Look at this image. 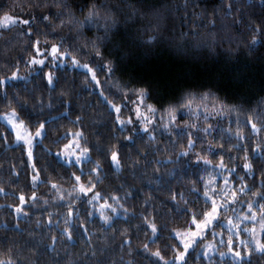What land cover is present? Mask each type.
Returning a JSON list of instances; mask_svg holds the SVG:
<instances>
[{"label":"trees","instance_id":"obj_1","mask_svg":"<svg viewBox=\"0 0 264 264\" xmlns=\"http://www.w3.org/2000/svg\"><path fill=\"white\" fill-rule=\"evenodd\" d=\"M153 2L163 5L159 8L162 15L159 31L163 39L149 45L145 38L153 34L151 31L144 32L138 24L123 23L132 8L149 11L140 0H107L109 7L118 5L114 12L120 22L119 29L109 33L101 45L103 59L111 61L116 68L111 77L99 70L100 59L91 55L90 47L84 52L76 50L85 45L88 38H94L95 29H85L82 34L68 27L56 29L66 36V46H75L70 49L72 54L81 63H88L96 69L100 80L98 87H93L94 82L86 70L68 66L70 60L68 65L43 67V72L52 71L59 77L53 85H48L40 74V66L33 71L25 63V59L34 54L29 47V36L20 34L17 28L0 31V78L11 76L17 70V64L20 77L30 73L27 81L9 79L6 84H0V113L15 109L30 131L35 132L41 122L47 129V134L35 144L33 156L29 159L24 145L16 143L14 131L0 119V260L11 257L20 264H157L158 258L152 255L157 249L165 259L174 258L178 251H184L179 238L170 235V231L183 232L191 217L187 212L178 211L176 205L183 208L187 200V207L192 210L210 207L202 196L203 182L197 177L208 179L213 168L205 170L187 166L183 157H177L176 153L187 147L188 139L186 133L177 129H173L170 136L160 127L150 128L155 136V139H150L148 135L134 133L132 125L123 131L116 128L112 110L104 96L99 94L103 89L108 100L120 103V97L115 95L117 88L113 81L116 80L131 81L129 87H150L152 95L147 102L158 107L187 88H211L226 105H238L237 110L229 112L225 109L224 116L217 118L209 102L207 119L201 108L202 114L198 117L178 114L176 124L184 127L185 122L197 123L200 128L213 125L210 134L199 132L202 140L193 135L196 143L192 149V160L195 161L198 153L207 156L215 165L223 155L225 165L229 169L235 165L236 175L243 176L244 182L251 186V190H246L241 196L247 195L249 201L256 197L255 193L264 191V43L257 42L250 48L255 29L247 26L251 22L264 27V0ZM23 3L24 0H0V12ZM229 3L232 11L225 15V7ZM185 4L187 7L182 6ZM71 6L74 10L77 8L76 4ZM186 13L188 27H197L199 32L198 36L189 32L187 42L180 37V33L186 31L182 24ZM76 15L82 17L83 13L76 11ZM151 18V15L147 17ZM51 19L58 24L55 18ZM209 19H215L217 25L211 32L210 25L206 23ZM191 21L201 23L193 25ZM38 27L47 31L42 23H38ZM211 33H215L217 42L210 45ZM37 35L44 40L43 35ZM58 39V36L48 37L49 42ZM198 41L203 43L197 46ZM5 91L7 97L3 95ZM129 115L128 108L122 109V118ZM76 117L80 120L73 123ZM249 118L250 122H246ZM157 123L162 124L160 121ZM252 123L258 126V131H251ZM78 129L83 130L85 139L81 144L89 149L90 159L80 165L75 162L69 164L56 153L72 137L58 141L57 137ZM188 131L196 132L191 128ZM237 133L243 138L240 139ZM126 137H133L134 142L126 140ZM209 145L213 150L223 146L224 152L213 154L208 150ZM254 148L257 150L253 151ZM246 150L251 170L242 167ZM112 151L118 153L119 168L110 162ZM97 161L102 179L97 183L96 191L118 197L115 201L111 198L108 201L119 210V213H113L109 209L104 214L112 218L108 223L101 220L97 208V203H103V200L89 204L87 200L77 198L73 191L75 180L71 173L81 175L78 169L82 167L85 174L81 176V182H86L89 176L95 178L89 169L97 167ZM246 171L251 174L246 175ZM33 176H37L36 183ZM51 182L56 184L55 188ZM234 183L241 184L238 179ZM192 188H198L199 194L190 191ZM173 192H182L184 198L177 195L173 202ZM33 193L36 194L34 199ZM21 194L27 206L17 214L15 206L20 204ZM229 211L224 210L221 218H227ZM145 219L157 225L158 238L149 239L153 237L151 229L141 226ZM65 228L72 232L71 240L62 233ZM214 228L222 227L215 224L186 253V264H233L231 258L218 255L206 258L200 254L199 248L211 238ZM244 261L246 264L249 261L250 264H264V254L251 245Z\"/></svg>","mask_w":264,"mask_h":264},{"label":"snow or ice","instance_id":"obj_2","mask_svg":"<svg viewBox=\"0 0 264 264\" xmlns=\"http://www.w3.org/2000/svg\"><path fill=\"white\" fill-rule=\"evenodd\" d=\"M140 3L144 5L148 12H141L137 8H132L130 14H128L125 18L124 24L132 23L138 24L139 27L144 32L151 31L153 34L147 35L145 38V43L151 45L158 40L163 39L160 33L161 27V19L162 15L159 11V8L163 7L162 4L158 5L153 2V0H140ZM71 4H76L77 8L74 10ZM183 7H187V5H182ZM131 7V5H129ZM118 5H113L109 7L107 0H92L89 3V0H24L22 5H13L9 11L0 12V31H7L13 28H17L20 34L29 36V47L34 52L33 55L25 59V63L32 67L34 71L36 66H40V74L45 78L48 85H53L56 80L59 79L56 76L55 72H43V67L47 66L49 68L56 67L57 65L64 66L68 65V61H71V64L68 65L73 68H82L86 70L87 74H90L91 81L94 82L93 87H98L100 85V80L97 77L96 69L91 67L88 63H81L77 56L72 54L70 50L74 45L66 46L64 41L66 36L61 32L56 31V29L68 27L70 30H75L77 34H82L85 29L88 31L96 30V35L94 38H88L87 43L81 47H78L76 50L80 52L87 51L88 48H91V55L94 58H99L100 63L97 65L100 71H105V75L107 77H111L112 74L116 71L115 65L109 61L103 59V52L101 45L108 39L109 33L113 30H118L120 27V22L117 20L115 16L114 9H117ZM40 9H44V11H40ZM17 10L19 14H17ZM76 11L83 13V16H77ZM215 11V8H214ZM232 11V5L229 3L225 7V15L230 14ZM197 16L203 15V13H194ZM151 15V19H147V17ZM188 14H185V20L182 21L183 27L186 31L180 33V37L182 40L187 42L188 33L191 32L194 35L198 36V28L197 27H188L187 23ZM51 18H55L58 21V24H54ZM155 21V22H154ZM38 23H42L46 26L47 31H44L38 27ZM193 25H198L201 23L200 21H191ZM208 25H210L211 29L216 28V20L209 19L206 21ZM233 24H237V21H233ZM264 24V21H262ZM249 28L255 29V34L252 35L251 41L249 43V47H253L257 42L264 43V27L259 24H253L251 22L247 25ZM44 36V40L42 41L40 35ZM99 33H103L100 35ZM49 36H58L59 39L55 42H49ZM216 35L215 33H211V40L209 44H215ZM203 41H198L197 46H200ZM41 44L44 46L41 47ZM63 49V50H62ZM50 61V63H49ZM29 74H26L23 77L19 75V66L17 64V70L11 73V76H5L0 78V84H6L9 79L18 80L23 79L25 81L28 80ZM117 91L115 95L120 97V103H114L112 100H108L107 96L104 95L103 89L100 90V95L104 96V99L112 110V114L114 115V125L120 131L125 130L126 126L132 125V131L134 133H139L140 135H148L150 139H155V136L151 133V128L160 127L162 132H167L171 136L172 130L177 129L180 133H186L188 135L187 139V147L182 148L179 152L176 153L177 157L184 158V164L187 166L194 167H203L205 170L209 167L215 169L218 174L223 172H227V175H221V179L223 180V184L217 188V184L219 180L217 176H212L209 173L210 179H204L203 176H198L197 178L203 182L204 191L203 198L205 200V204H210V207L205 209L196 210L189 209L187 207L188 201L185 200V206L181 208L178 204L176 205V209L178 211L187 212L190 214V220L187 221L188 227L183 231V235L180 230H171L170 235H173L174 238H179L178 242L182 244L184 251H178V254L174 258L165 259L164 256L161 255L159 249L152 253L157 259V264L160 261H163V264H178V262H183L186 264L185 255L188 252L189 248L194 244L199 242L200 238H203L209 231L212 230L215 224H220L222 228L227 227L229 232L232 230H236V234L239 235L240 228L237 225L233 224L232 218L229 217L225 222L221 218V213L228 207H231L237 203H244L239 201L238 197L240 194L244 193L246 190L250 191L251 186L244 182L243 176L236 175L235 168L233 165L231 169L227 167L224 163L223 155L220 156L219 162L217 164H213V162L208 159L207 156H202L200 154L195 155V161L192 160V149L195 148L196 141L192 138L193 135L196 136V139L202 140L203 137L199 135V132H204L210 134V129L213 125H208L207 127L200 128L197 123H188L185 122L184 127H179L176 124L177 115L182 113L184 115H190L194 117L200 116L202 113L199 109L203 108L204 118L207 119L209 112V102H211L212 110L216 111L217 118L224 116L225 109L229 112L235 111L238 108V105H226L223 100H221L211 88L198 90L194 88H187L182 90L179 96L170 100L168 103H161L159 107L156 104L148 103L147 99L150 95H152L150 91V87H137L133 85L129 87L128 85L131 81H113ZM5 97H7V91L3 93ZM129 97L132 99L130 100ZM68 103H71L68 101ZM128 108L131 115L127 118L121 117L122 109ZM10 115L14 117L16 120H19V116L16 113L15 109H12ZM80 117H76L73 120V123H78ZM251 118L248 121L250 122ZM157 121L162 122V124H158ZM143 125V129H140V125ZM19 125L23 126L24 121L19 120ZM13 127L16 128L17 125L13 122ZM195 129L196 132H190L188 129ZM251 131H258V126L255 123L251 124ZM47 134V129L45 128V124L43 122L40 123V126L36 128L34 136H21L19 132V128H17V139L23 140L25 144H32L35 138H41L42 136ZM239 136V133H237ZM67 136H71V139L67 140V143L64 144L56 155L62 157L66 163L71 164L72 161L75 162L76 165L82 164V162L90 159L89 149L87 147L81 146V140L85 139L83 130L71 131L69 130L67 133L62 134V137H57V141L60 138H64ZM242 139V136H239ZM126 140L130 142H134L133 137H126ZM101 147V146H97ZM234 147V146H230ZM68 150V151H65ZM208 150L215 154L216 151L221 153L224 152L223 146L213 150L212 146L209 145ZM257 149L254 148L253 151ZM231 155V153H228ZM29 159L32 157L31 148L28 150ZM171 159V158H169ZM110 162L113 165L119 167V159L117 151L111 152ZM202 162V165H201ZM97 167L90 168L89 172L95 174V178L89 176L86 182H81V176L84 175L83 168H79L81 175H76L75 172L71 173V177L75 180V186L73 191L76 193L77 198H82V200H87L89 204H96L98 201L103 200L102 204H99L100 210V218L105 223L111 221V217L105 216L103 214L105 209H110L113 213L116 212V208H113L112 204L108 201L111 198L113 201L117 200L118 197L112 195L111 197L103 195L101 192L96 191L97 183L102 179L101 176V168L99 162H96ZM35 167V165H33ZM243 169L251 170L252 165L248 162L247 159V150L245 154V162L242 165ZM246 175L251 174L250 171L245 172ZM33 182H37V176L32 177ZM240 180L241 184L236 185L234 183L235 180ZM53 188L56 187L54 182H51ZM190 191H196L199 194L198 188H192ZM35 193L32 194L33 199L35 198ZM89 195L91 198L89 199ZM179 195L182 199L184 198V194L182 192L172 193V201H176V196ZM257 199L247 201L248 210L251 211L250 217H244V219H250L252 221H256L257 216L260 217V229L261 232L264 233V191L257 192L254 194ZM20 204L15 206V211L17 214H20L23 211V207L27 206L25 197L23 194L20 195ZM195 203V201H192ZM47 203V201H45ZM123 208V205H120ZM256 208H259V213H257ZM71 211V210H70ZM126 211V210H125ZM90 215V213H89ZM51 223V221H50ZM147 226L151 229L153 233V237L149 239L158 238V228L155 223H149L147 219L141 225L142 227ZM242 231L246 233H252L251 242L254 243L256 251L264 254V241L258 239L255 235V228H242ZM62 233L68 237L69 240L72 239V232L68 229H63ZM213 235H217V233L213 232ZM222 235V233L220 234ZM55 240V237H53ZM249 240L241 239L239 242H235L231 235H229L227 240V252H221L220 256L224 257L226 255L231 254L233 264H246L244 261V256L248 254V244ZM220 243H224L223 239H221ZM167 246V245H166ZM209 248L212 247L211 244L208 245ZM145 250L147 251V244L144 245ZM243 248V251H242ZM0 264H20L19 261L13 260L11 257L7 260H0ZM250 264V261L247 262Z\"/></svg>","mask_w":264,"mask_h":264},{"label":"rangeland","instance_id":"obj_3","mask_svg":"<svg viewBox=\"0 0 264 264\" xmlns=\"http://www.w3.org/2000/svg\"><path fill=\"white\" fill-rule=\"evenodd\" d=\"M49 63H50V61H49ZM10 112L11 111L0 113V119L3 120L5 123H7L9 125V127L14 131L15 138H16V143H22L24 145L26 151H27V154H28L29 148H31L32 156H33V148H34L35 144L38 141H40L43 136L41 138H35L34 142L32 144H25L23 140L17 139V128H19V132H20L21 136H26V137L27 136H34L35 132L30 131L29 128L25 125V123H24L23 126H20L19 125V120H21V119L19 118V120H16L14 117H12L10 115ZM13 122L17 125L16 128L13 127ZM81 146H82V144H81ZM65 151H68V150H65ZM72 162H74V161H72ZM119 167H120V162H119ZM119 167H117V168H119ZM227 174H228L227 172L218 174L215 171V169L213 168V170L211 171V175L212 176H217V179L219 180V183L217 184V188H219L223 184V180H221V178H220L221 175H227ZM208 179H210V176L208 177ZM238 199H239V201H242L244 203H237V204H235V205H233L231 207L226 208L225 210H230V211L228 213V217L223 219V220L226 222L227 219L229 217H231L233 224L237 225V227L241 229L240 232H239V235L236 234V230L235 229L232 230L231 232H229L227 227H224V228H221V229L214 228L213 232L217 233V235H215V236L212 235L211 238H209L204 243V245L199 248L200 254L204 255L206 258H211L212 256H215V255L220 256L221 252H227L228 251L227 240H228L229 235H231L233 240L235 242H237V243L241 239L249 240L250 242H249V244L247 246L248 249H250L251 245L254 246V248H255L254 243L251 242L252 233H246V232L242 231V228H245V227L246 228H253L254 227L255 228L256 237L263 241V234L264 233H262L261 229H260V217H259V215L257 216L256 221H252L250 219H247V220L244 219V217H250L251 216V211L248 210V206H247L248 196L247 195L241 196V194H240ZM255 199H257V197H254V199H250V200H255ZM263 202L264 201H261V203H263ZM99 204H102V202L97 203V208L98 209H99ZM245 204H246V206H244ZM240 206H242L243 208H241ZM113 208H116V207L113 206ZM108 210L109 209H105L103 214H106V212ZM256 211H257V213H259V208H256ZM116 213H119V210L117 208H116ZM221 233H222V235H220ZM181 234L183 235V232H181ZM221 239H223V241H224L223 244L220 243ZM209 244L212 245L211 248L208 247ZM195 245L196 244H194L192 247H190L189 250L191 248H193ZM242 251H243V248H242ZM246 255H248V254H246ZM222 258H231L232 259V256H231V254H229V255H226V256H224Z\"/></svg>","mask_w":264,"mask_h":264}]
</instances>
